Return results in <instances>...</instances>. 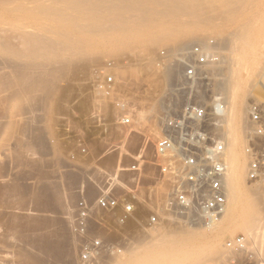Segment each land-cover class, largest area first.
I'll return each mask as SVG.
<instances>
[{"label":"rangeland","instance_id":"rangeland-1","mask_svg":"<svg viewBox=\"0 0 264 264\" xmlns=\"http://www.w3.org/2000/svg\"><path fill=\"white\" fill-rule=\"evenodd\" d=\"M40 1L43 8L55 6L57 11L52 13L59 16L40 13L38 3L31 0H15L8 12L0 8V49L12 51L16 58L8 65L0 56V264H38L40 259L47 264H69L38 249L41 240L44 245L60 239L73 246L69 262L77 264L69 225L75 201L71 191L76 186L63 184L51 138L54 127L72 111L81 108L88 113L93 105L88 93L107 64L114 66L116 93L97 104L108 110L119 93L134 94L143 124L148 115L161 114L164 105L171 104L174 115L187 102L207 109L220 103L225 117L231 83L246 93L247 85L254 78L260 81L257 75L264 70V0H178L179 8L172 7L177 0H91L90 5L59 0L57 6L51 0ZM195 44L210 49L216 62L202 67L192 80L178 79L175 69ZM38 48L59 57L53 61L39 55L35 60L18 56ZM253 104L262 109L260 102L249 98L248 107ZM222 119L208 131L224 144ZM247 120L250 133L249 112ZM247 140L248 136L241 142L243 157ZM224 148L225 164V144ZM43 181L61 183V210L47 207L40 194ZM242 186L241 206L230 218L224 215L210 229L182 220L136 229L122 243L124 253L107 264H264V212L257 210L248 192L258 186L264 195V184H250L246 178ZM225 191L227 208L226 176ZM262 200L263 205L264 196ZM248 213L253 219L249 223L255 220L256 228L259 224L252 229L259 233L254 231L259 235L258 248L245 236ZM237 237L244 240L245 253L227 246Z\"/></svg>","mask_w":264,"mask_h":264},{"label":"built area","instance_id":"built-area-1","mask_svg":"<svg viewBox=\"0 0 264 264\" xmlns=\"http://www.w3.org/2000/svg\"><path fill=\"white\" fill-rule=\"evenodd\" d=\"M215 62L210 49L195 44L176 67V77L192 80L202 67ZM113 67L107 64L94 79L88 113L77 108L62 123L68 160L77 161L78 149L88 168L73 189L69 221L77 264H107L124 253L122 243L129 241L130 232L168 220L208 228L226 208L225 148L208 131L218 126L223 110L215 104L207 109L187 102L171 115V104H167L161 114L148 115L143 124L134 94L129 93H119L110 109L102 110L97 103L116 93ZM249 122L247 180L264 184V112L260 106L250 105ZM131 135L140 141L131 140ZM244 245L240 237L227 244L237 250Z\"/></svg>","mask_w":264,"mask_h":264},{"label":"bare ground","instance_id":"bare-ground-1","mask_svg":"<svg viewBox=\"0 0 264 264\" xmlns=\"http://www.w3.org/2000/svg\"><path fill=\"white\" fill-rule=\"evenodd\" d=\"M31 1H34V2H37L38 3V6H37V10L40 12V13H44V12H47V14L53 16L54 17H58L59 15L56 14L57 12H54L52 13L53 11H57V9H55L56 7L53 6V8H43L41 5H39V2H41L40 0H31ZM53 2V5H56L57 6V2L59 0H51ZM79 1V0H78ZM91 2V0H81V3L82 2H85V4L87 3V5L89 4L88 3ZM96 1V0H95ZM99 1V0H98ZM107 1V0H105ZM15 2V0H0V8L3 7V10L2 12H8V11H11V7L10 5ZM107 3V2H106ZM76 4H79L76 3ZM84 4V5H85ZM92 4V3H90ZM89 4V5H90ZM94 4V2H93ZM179 1L177 0V2L175 1L173 6L174 8H179ZM75 5V4H73ZM72 5V6H73ZM81 5V4H79ZM95 5V4H94ZM103 5V3H102ZM102 5L100 7H102ZM109 5V4H108ZM83 7V5H81ZM92 6V5H91ZM99 6V5H98ZM107 6V5H106ZM131 6V5H130ZM59 7V6H58ZM76 7V6H75ZM96 8V7H95ZM109 8V7H108ZM136 9L137 7H133V9ZM77 9V8H76ZM89 9H92V8H89ZM99 9V8H98ZM110 9V8H109ZM108 9V10H109ZM132 9V10H133ZM151 10V9H150ZM199 10V9H198ZM196 10V11H198ZM100 11V10H99ZM141 11V10H140ZM135 12V11H134ZM59 13V12H58ZM46 15V14H45ZM49 16V17H51ZM71 16V15H70ZM53 17V18H54ZM56 19V18H55ZM57 20V19H56ZM56 23V22H55ZM76 24V23H75ZM73 25V24H72ZM80 25V23H79ZM70 26V25H69ZM81 27V26H80ZM79 28V27H78ZM83 30V29H82ZM84 32V31H83ZM82 32V33H83ZM86 33H88L87 31H85ZM59 34V33H58ZM63 35V34H62ZM68 37V36H67ZM72 38V37H71ZM69 38V39H71ZM66 39V38H65ZM67 39V40H69ZM73 39V38H72ZM76 39L72 40V41H75ZM81 40V39H80ZM85 41V40H84ZM79 42H83V41H79ZM61 43H62V40H61ZM64 43V42H63ZM70 43L71 40H70ZM74 43V42H73ZM73 43L71 45H73ZM76 43V42H75ZM80 43V44H81ZM85 43V42H83ZM68 45V43H65ZM78 44V43H76ZM77 53V52H76ZM44 56L45 59L49 60V59H52L53 61L55 59H57L58 57L55 56V54H52L51 51L49 50H46L44 48H38V50H27V51H24L23 53H18V56H21L23 58H28L29 60H35L37 56ZM0 56H1V59L3 62H5L6 64L9 65V63L11 64L13 62H11V59H16L14 58V53L12 51H9V50H5V49H0ZM42 57H40V59L42 60ZM43 57V58H44ZM22 58V60H23ZM44 59V60H45ZM60 59V58H59ZM39 60V59H37ZM36 60V61H37ZM24 61V60H23ZM35 61V62H36ZM51 61V60H50ZM26 62V61H25ZM31 62V61H30ZM34 62V61H33ZM31 62V63H33ZM34 62V63H35ZM45 63V62H43ZM42 63V64H43ZM48 63V62H47ZM23 65V64H22ZM12 66V65H10ZM260 69V68H259ZM262 69V67H261ZM258 73V72H257ZM259 76V80L260 81H254L253 79V82H250L249 85H247V91L246 93H240L239 91V88H238V84L236 82H232L231 83V86L229 88V97H228V101H229V110H228V113L227 115L224 117V113H225V108L224 106L220 105L219 103H215V108L216 109H219L221 108L223 110V113H222V116L220 117L218 123L220 124V121L222 119V125L224 128V131H223V140H224V144L226 145V148H227V154L225 155V165L227 166V170H226V187H227V197H228V206L227 208H225V211H224V214L222 215V217H225L227 216V218H230L232 215H234L238 209V206H239V195H240V188L243 184V182L246 180L247 178V164H248V160H247V156L245 154V149H244V154L242 152V154L244 155V157L241 155L240 153V149H241V142H242V139L245 137H247L250 133H251V130H250V133H249V128H248V120H247V114L249 112V105H247V100L249 98H252L253 100H255L256 102H260L261 105H262V111L264 112V70L257 75V77ZM3 77V76H2ZM4 80V77L2 78ZM47 87V86H46ZM244 88V87H243ZM46 90V89H45ZM43 90V91H45ZM48 90V89H47ZM243 90V89H242ZM86 103V102H85ZM246 157V158H245ZM47 176V175H46ZM50 177V176H48ZM44 178V176H43ZM47 178V177H45ZM49 179V178H47ZM51 180V179H50ZM52 181V180H51ZM42 182L43 186H41V192L40 194L42 195V198L44 199L45 203L47 204V207H50L49 209H53V210H57L58 208L62 209V205L60 203V193H62V190H61V183H59L58 181H53V182ZM68 182V185L71 186V183H73V179L71 177H69V179L67 180ZM224 184H225V181H224ZM260 185V184H259ZM243 187V186H242ZM254 187V186H253ZM250 188V187H249ZM259 189L260 187L258 186H255L254 189L251 188V190H249L248 192H250L249 196L250 198L253 200L252 202H255V205H256V208L257 210H259V212H264L263 210V205H262V197L264 196L263 193L261 194L259 192ZM243 194V193H242ZM244 195H245V192H244ZM263 195V196H261ZM244 197V196H243ZM246 198V197H245ZM249 198V197H248ZM244 199V198H243ZM60 206V207H59ZM241 206V205H240ZM239 206V207H240ZM255 207V206H254ZM60 209V210H61ZM240 209V208H239ZM55 210V211H56ZM258 212V211H257ZM258 212V214H260ZM246 214V213H245ZM263 214V213H262ZM239 215V214H238ZM244 215V214H243ZM253 215V214H252ZM258 216V215H257ZM221 217V219H222ZM245 217V216H243ZM247 217V221L248 222H245L244 224V228H245V236H247V238L249 237L251 241V244H255L254 248H258V246H260L258 243L259 240H256L258 239L257 236L259 237V233L256 231V230H252L253 228H256L254 227L255 225H253V221L251 224L249 223L250 220H253L252 217H250L249 213L248 215L246 216ZM260 217V216H259ZM262 217V216H261ZM220 219V220H221ZM250 219V220H249ZM255 219V218H254ZM262 219V218H261ZM219 220V221H220ZM219 221L208 227L209 229L214 227L215 225H217L219 223ZM255 224V222H254ZM258 224V223H257ZM251 225H253L251 227ZM258 227H259V224H258ZM258 227L256 229H258ZM60 231V229H59ZM256 231L258 234H256ZM260 232V230H259ZM247 233V235H246ZM62 236V235H61ZM61 238V237H59ZM67 239V237H62V239ZM261 238V237H260ZM69 240V239H68ZM255 240L257 242H255ZM60 241H62L60 243ZM66 241V242H65ZM261 241V240H260ZM40 242V241H38ZM42 242V243H41ZM40 242V245L38 244L39 246V250L41 253L43 254H50L52 256V258L54 259H59L60 257L63 258L62 260H66L69 264V260H70V257H71V251H72V248L71 244H69V242L67 240H59L58 243H50L48 244L47 241H46V244L43 245V240H41ZM36 243V242H35ZM250 243V242H249ZM35 245V244H34ZM258 245V246H257ZM246 244L244 245L243 249L240 250V252H246L247 248L245 247ZM252 247V246H251ZM152 249V248H150ZM150 252L151 253V251ZM159 249V248H157ZM156 249V250H157ZM161 249V248H160ZM159 249V250H160ZM74 250V249H73ZM155 250V249H154ZM163 250V249H162ZM161 251V250H160ZM73 252V251H72ZM75 252V251H74ZM156 252V251H154ZM159 252V251H158ZM160 253V252H159ZM166 253V252H164ZM154 254V253H153ZM157 254V253H156ZM163 254V253H162ZM73 255V253H72ZM160 255V254H159ZM147 256V254H146ZM145 256V257H146ZM149 256V255H148ZM167 256V255H166ZM161 258V256H160ZM163 258V257H162ZM72 259V258H71ZM147 259V258H146ZM151 259V258H149ZM148 259V261H149ZM153 259V258H152ZM159 259V258H158ZM196 259V258H195ZM37 260V259H35ZM45 260V259H44ZM142 260V259H141ZM154 260H157V259H154ZM220 260V259H219ZM218 260V261H219ZM144 262V261H143ZM154 262V261H153ZM37 263L38 264H47L45 261H43L42 259L40 260H37ZM64 263V262H63ZM145 263V262H144ZM167 263V262H166ZM166 263H163V264H166ZM192 263V262H191ZM66 264V262H65ZM72 264V263H71ZM153 264V263H151ZM158 264V263H157ZM197 264V263H195ZM217 264H223L222 261H219Z\"/></svg>","mask_w":264,"mask_h":264},{"label":"crops","instance_id":"crops-1","mask_svg":"<svg viewBox=\"0 0 264 264\" xmlns=\"http://www.w3.org/2000/svg\"><path fill=\"white\" fill-rule=\"evenodd\" d=\"M54 133V136L51 138L52 146H50L55 148L57 152L56 155H58L57 158L59 161V166L61 168L60 173L61 175L62 173L64 174V176H62L63 184L67 185V180L69 179V177H71L74 181L73 185L75 187L77 186V184H79L82 179V176L86 174L88 169L87 166L82 163V161L84 160V155L81 154L78 149H75V152L77 154V161H69L67 157L68 151L64 142L65 127L63 126V124H57L54 127ZM71 192V195L74 196L75 194H73V191ZM62 195L63 193L61 194V196Z\"/></svg>","mask_w":264,"mask_h":264}]
</instances>
